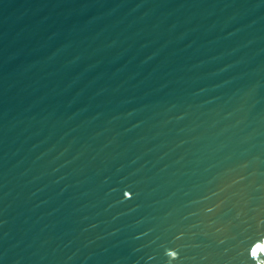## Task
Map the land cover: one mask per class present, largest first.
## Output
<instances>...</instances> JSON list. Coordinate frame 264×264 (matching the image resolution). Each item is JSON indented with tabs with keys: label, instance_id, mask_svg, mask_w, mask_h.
<instances>
[{
	"label": "water",
	"instance_id": "water-1",
	"mask_svg": "<svg viewBox=\"0 0 264 264\" xmlns=\"http://www.w3.org/2000/svg\"><path fill=\"white\" fill-rule=\"evenodd\" d=\"M0 264H264V0H0Z\"/></svg>",
	"mask_w": 264,
	"mask_h": 264
}]
</instances>
